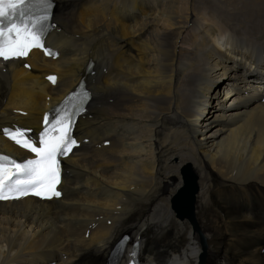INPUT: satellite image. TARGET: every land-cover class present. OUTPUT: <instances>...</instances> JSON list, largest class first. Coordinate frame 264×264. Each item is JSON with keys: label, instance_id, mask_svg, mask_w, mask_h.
<instances>
[{"label": "bare ground", "instance_id": "bare-ground-1", "mask_svg": "<svg viewBox=\"0 0 264 264\" xmlns=\"http://www.w3.org/2000/svg\"><path fill=\"white\" fill-rule=\"evenodd\" d=\"M56 1L66 56L33 54L36 74L14 62L0 69V128L38 130L96 60L93 117L77 124L91 140L66 159L55 208L0 203V264H103L124 233L144 264H196L200 241L204 264H264V104L250 94V64L264 61V0ZM237 47L251 60L228 55ZM0 152L27 156L1 134ZM184 164L197 176L194 222L170 206Z\"/></svg>", "mask_w": 264, "mask_h": 264}, {"label": "snow or ice", "instance_id": "snow-or-ice-1", "mask_svg": "<svg viewBox=\"0 0 264 264\" xmlns=\"http://www.w3.org/2000/svg\"><path fill=\"white\" fill-rule=\"evenodd\" d=\"M37 7L42 14L36 15L31 9ZM51 0H0V59L5 61L27 56L33 48H43L46 55L58 54L45 48L43 37L50 24ZM27 67V65H26ZM55 83V76H48ZM81 99L73 105L56 112L50 118L45 114L44 128L38 138L33 139L30 130L20 128L3 129L6 136L17 145L35 155V159L16 162L0 155V200L19 198L28 194L50 198L59 196L56 186L60 182V163L58 157L69 154L77 141L71 136L73 116L83 110L89 93L81 92L66 98L72 101Z\"/></svg>", "mask_w": 264, "mask_h": 264}, {"label": "water", "instance_id": "water-1", "mask_svg": "<svg viewBox=\"0 0 264 264\" xmlns=\"http://www.w3.org/2000/svg\"><path fill=\"white\" fill-rule=\"evenodd\" d=\"M183 176H184V184L185 187L182 189L180 192V197L176 198L174 201V204L176 207L181 206V201L187 202V205H190L193 201V195L197 192L196 184H195V177L192 175L190 170H184L183 171ZM186 192V193H184ZM182 196V197H181ZM179 203V204H178ZM178 205V206H177ZM186 212L180 213L182 216H186L191 218V213L187 209H185Z\"/></svg>", "mask_w": 264, "mask_h": 264}, {"label": "rangeland", "instance_id": "rangeland-1", "mask_svg": "<svg viewBox=\"0 0 264 264\" xmlns=\"http://www.w3.org/2000/svg\"><path fill=\"white\" fill-rule=\"evenodd\" d=\"M231 51V50H230ZM228 51V55L231 56L235 61H238V62H242L244 59H248V60H251L249 58V53L246 52L245 48H242V47H237L236 50L232 51V53ZM238 53V54H237ZM240 54V57L238 58V55ZM256 57H261L259 56L258 54H256ZM217 87V86H216ZM213 94V93H212ZM210 113V112H208ZM208 115V114H207ZM205 119H203L204 121ZM202 121V122H203ZM186 220V219H185ZM191 224V223H190ZM192 226V224H191ZM197 226V225H196ZM198 228V227H197ZM192 229H193V226H192ZM199 230V229H198ZM209 260H211L209 258Z\"/></svg>", "mask_w": 264, "mask_h": 264}]
</instances>
